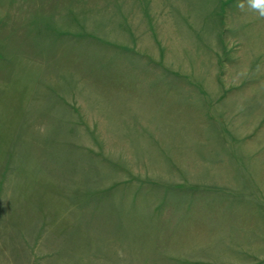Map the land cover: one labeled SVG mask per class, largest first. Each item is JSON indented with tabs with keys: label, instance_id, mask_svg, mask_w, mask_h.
Instances as JSON below:
<instances>
[{
	"label": "rangeland",
	"instance_id": "rangeland-1",
	"mask_svg": "<svg viewBox=\"0 0 264 264\" xmlns=\"http://www.w3.org/2000/svg\"><path fill=\"white\" fill-rule=\"evenodd\" d=\"M238 0H0V264H264V18Z\"/></svg>",
	"mask_w": 264,
	"mask_h": 264
},
{
	"label": "clouds",
	"instance_id": "clouds-1",
	"mask_svg": "<svg viewBox=\"0 0 264 264\" xmlns=\"http://www.w3.org/2000/svg\"><path fill=\"white\" fill-rule=\"evenodd\" d=\"M245 4L250 11L257 13L259 17L264 18V0H238L235 7L243 11L245 9Z\"/></svg>",
	"mask_w": 264,
	"mask_h": 264
}]
</instances>
